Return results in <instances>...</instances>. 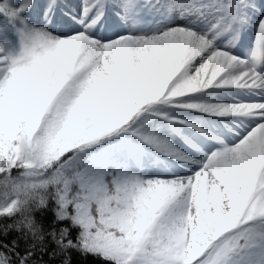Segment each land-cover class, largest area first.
Segmentation results:
<instances>
[{
	"label": "snow or ice",
	"instance_id": "6c2138e0",
	"mask_svg": "<svg viewBox=\"0 0 264 264\" xmlns=\"http://www.w3.org/2000/svg\"><path fill=\"white\" fill-rule=\"evenodd\" d=\"M0 264H264V0H0Z\"/></svg>",
	"mask_w": 264,
	"mask_h": 264
}]
</instances>
